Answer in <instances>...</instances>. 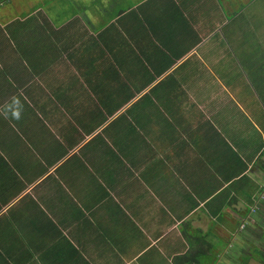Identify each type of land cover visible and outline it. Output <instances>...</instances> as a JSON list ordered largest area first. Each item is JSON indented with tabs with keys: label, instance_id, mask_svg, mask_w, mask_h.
<instances>
[{
	"label": "crops",
	"instance_id": "obj_1",
	"mask_svg": "<svg viewBox=\"0 0 264 264\" xmlns=\"http://www.w3.org/2000/svg\"><path fill=\"white\" fill-rule=\"evenodd\" d=\"M231 1L0 0V264H264Z\"/></svg>",
	"mask_w": 264,
	"mask_h": 264
},
{
	"label": "rangeland",
	"instance_id": "obj_2",
	"mask_svg": "<svg viewBox=\"0 0 264 264\" xmlns=\"http://www.w3.org/2000/svg\"><path fill=\"white\" fill-rule=\"evenodd\" d=\"M232 1L235 9L234 13H228V27L247 34L249 41L243 44L253 54H244V71L264 83V0Z\"/></svg>",
	"mask_w": 264,
	"mask_h": 264
},
{
	"label": "trees",
	"instance_id": "obj_3",
	"mask_svg": "<svg viewBox=\"0 0 264 264\" xmlns=\"http://www.w3.org/2000/svg\"><path fill=\"white\" fill-rule=\"evenodd\" d=\"M91 64V60L90 61H87V66H89ZM102 74H103V76H104V78L103 79H106L107 78V80H109V79H111L112 77L111 76H107L108 74H110V75H114L113 74V72H112V69L109 67L108 69L106 68H104L103 70H102ZM103 88H102V90L103 91H108V92H113L114 91V89H112V88H105L104 86H102ZM115 94L116 95H120V93H118L117 92V89H115ZM191 255V262L192 261H194V260H196V257H197V255L193 252L192 254H190V252L189 253H187V254H185V256L184 257H187V256H190ZM245 264V263H244Z\"/></svg>",
	"mask_w": 264,
	"mask_h": 264
},
{
	"label": "clouds",
	"instance_id": "obj_4",
	"mask_svg": "<svg viewBox=\"0 0 264 264\" xmlns=\"http://www.w3.org/2000/svg\"><path fill=\"white\" fill-rule=\"evenodd\" d=\"M11 114L15 119H19L20 118V106H19V101L18 100H13V104L9 105V109H13ZM7 114V113H6Z\"/></svg>",
	"mask_w": 264,
	"mask_h": 264
},
{
	"label": "built area",
	"instance_id": "obj_5",
	"mask_svg": "<svg viewBox=\"0 0 264 264\" xmlns=\"http://www.w3.org/2000/svg\"><path fill=\"white\" fill-rule=\"evenodd\" d=\"M244 226H245V224H244V223H242L240 227H241V228H243Z\"/></svg>",
	"mask_w": 264,
	"mask_h": 264
}]
</instances>
